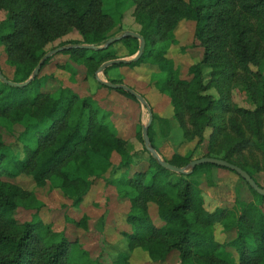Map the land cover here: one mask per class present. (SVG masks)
<instances>
[{
    "label": "trees",
    "instance_id": "16d2710c",
    "mask_svg": "<svg viewBox=\"0 0 264 264\" xmlns=\"http://www.w3.org/2000/svg\"><path fill=\"white\" fill-rule=\"evenodd\" d=\"M129 1L140 27L137 33L145 41L143 53L138 60L113 65L103 73L156 65L158 73L150 79V86L170 98L172 118L182 138L195 141L193 150L163 160L187 168L193 151L206 142L201 157L238 166L264 189L255 169L246 167L243 160L245 152L264 159V0ZM102 4L103 0H0V12L4 13L0 47L5 65L12 69L11 77L0 71L11 82L28 80L48 45L72 31L80 36V40L60 42L53 48L64 49L45 60L27 86L12 87L0 80V128L6 124L23 127L19 152L5 146L0 138V264H71L68 257L77 246L38 217L39 204L30 207L36 210L33 220L17 221L20 202L33 193L5 179L26 176L37 188L51 181L77 208L94 182L105 179L112 169L123 175L120 194L129 201L125 222L130 231L122 233L126 250L111 264H130L136 248L146 252L150 264H163L172 254H176L177 264H264V197L234 172L210 164L196 166L187 174L165 170L146 151L139 128L136 136L148 158L128 176L133 153L127 141L118 136L110 113L100 111L91 97H80L69 88L44 90L49 78L40 77V73L56 55H67L95 79L101 64L118 58L115 45H121L127 57L137 52L139 42L132 37L99 50L78 47H99L115 37L110 33L118 25ZM181 21L192 23L193 41L202 50L200 61L188 67L187 79L180 77L168 57L169 48L177 45L174 31ZM59 67L65 71L70 68L66 72L71 78L77 74L69 62ZM110 82L122 84L119 80ZM235 90L245 96L251 109L234 104ZM115 91L137 102L127 92ZM152 120L167 137L168 121L154 115ZM151 127L148 137L153 147ZM113 154L119 157L117 166L111 162ZM202 169L235 174L253 200L240 204L236 199L232 206L208 211L199 183L191 180ZM152 204L159 224L150 216ZM70 222L85 228L87 220L82 217ZM216 227L223 236L221 241L216 239ZM83 264L101 263L88 259Z\"/></svg>",
    "mask_w": 264,
    "mask_h": 264
},
{
    "label": "rangeland",
    "instance_id": "374dc122",
    "mask_svg": "<svg viewBox=\"0 0 264 264\" xmlns=\"http://www.w3.org/2000/svg\"><path fill=\"white\" fill-rule=\"evenodd\" d=\"M103 0L102 8L105 13L110 14L116 22V26L110 35L118 36L124 32L139 31V26L133 18V7L129 0ZM123 16V17H122ZM120 17L122 19L120 20ZM4 18V13L0 12V21ZM193 25L189 22L181 21L177 25L174 36L177 41L176 46H171L168 51V57L171 58L175 66L179 70V75L182 79H187V69L190 65L200 61L202 50L193 41ZM80 40L77 32L72 31L63 39L56 41L46 47V52L53 50L60 42H69ZM181 47H184L182 50ZM114 49L117 51V59H129L126 56V50L121 45H115ZM69 62L77 71L75 78H71L66 71L60 69L58 66ZM0 68L6 77H11L12 69L4 63V55L0 47ZM119 72V73H115ZM158 70L156 65L150 63L143 64L133 69L114 68L99 75L101 80H119L124 85L134 88L137 93L146 100L152 115L158 117V114L166 116L170 114V98L167 95H162L159 99L150 84L144 83L145 79H151L152 76L157 75ZM112 74V75H110ZM40 77H48L47 85L44 87L45 91L55 92L60 88H69L76 91L80 97H91L94 104L102 112H109L114 119L120 120L122 135H135V141L141 147L142 144L137 136L139 128L145 125L148 121V113L138 101L135 102L127 97L123 99L115 98L116 93L106 91L100 87L97 88L95 79L87 75L86 68L74 62H70L67 55H56L52 60L42 69ZM104 81V80H103ZM157 92V91H156ZM76 93V94H77ZM118 93V92H117ZM120 94V93H118ZM160 94V93H159ZM232 100L238 107L251 109L252 107L247 103L245 96L233 91ZM110 114V117H111ZM111 119V118H110ZM175 122V121H174ZM125 123V125H124ZM150 137L153 142L154 149L164 153L167 143L161 136L159 124L156 120L151 121ZM114 125V124H113ZM119 126V123H116ZM165 126H163L164 129ZM179 128V127H178ZM155 129V131H154ZM23 127L21 125H7L6 128H0V138L5 146H10L15 152L20 151L19 138ZM180 137L175 136L173 141L174 153L184 155L188 151L193 150L195 141L187 142L182 138L181 130L179 129ZM118 134V133H117ZM157 134V135H156ZM209 131H206L207 137ZM120 137V136H119ZM125 141V140H124ZM168 141V140H167ZM131 147L133 153V164L128 170V176L144 166L147 160V154L142 150L134 151L132 143L127 142ZM206 142L199 148L193 151L192 160L201 158L205 153ZM169 153V151H167ZM168 156V155H167ZM246 167L255 169V177L257 181L264 185V159L258 154L244 153L243 158ZM113 169L105 176V179H99L91 186L88 194L85 196L83 202L79 207H72V202L55 189L51 181H47L46 186L37 188L31 179L26 176H19L13 180L6 181L16 184L22 189L32 192L29 198L20 202L19 208L15 212V218L19 222H30L36 210L30 208L36 205H41L38 210V217L47 224L52 226L55 232H62L64 236L70 241H76L77 246H74L69 254L68 262L71 264H83L88 259L97 260L101 264H111L120 252L126 250V241L123 232H129L130 227L125 222V217L129 212V201L120 194V184L123 175L112 172ZM110 180L115 181L114 184L109 183ZM191 180H196L199 183V189L204 199V206L208 211H213L218 207L232 206L236 199L240 204L253 200L251 192L238 179V177L223 169H202L198 175ZM239 204V203H238ZM150 216L153 217L154 223L159 224L155 214L154 205H150ZM154 212V213H153ZM82 217L87 220L86 227L74 225L72 221H79ZM69 220V221H68ZM215 236L218 241L222 240V235L219 233L218 227L215 228ZM84 252L85 254H83ZM130 264H150L146 252L142 249L136 248L133 250L130 258ZM163 264H177L176 254H172Z\"/></svg>",
    "mask_w": 264,
    "mask_h": 264
},
{
    "label": "water",
    "instance_id": "95a60500",
    "mask_svg": "<svg viewBox=\"0 0 264 264\" xmlns=\"http://www.w3.org/2000/svg\"><path fill=\"white\" fill-rule=\"evenodd\" d=\"M125 37H132L134 39H136L139 42V46H138V50L137 52L131 56L129 59H113V60H109L104 62L103 64H101L99 66V68L97 69L96 73H95V80L102 84L103 86L107 87L108 89L111 90H123L125 92H127L128 94H130L131 96H133L143 107H145V109L147 110L148 113V121L145 125L142 126L141 129V136H142V140H143V144L144 147L146 149V151L150 154V156L156 160L159 165L164 168L165 170H168L170 172L176 173V174H187L189 173L191 170H193L196 166L199 165H205V164H210V165H214L217 166L219 168H224L227 169L231 172H234L237 176H239L255 193H257L259 196L264 197V189L262 187H259L256 182L247 174V172H245L244 170H242L241 168H239L238 166H235L229 162H226L224 160L221 159H216V158H209V157H201L199 159H195L192 160L191 162H189L187 168H179L176 166H173L169 163H167L166 161H164L156 152V150L151 146L150 144V140L148 137V127L152 121V111L149 108L146 100L140 95L138 94L136 91H134L133 89H131L130 87L124 85V84H114L108 81H103L101 80V78L99 77L100 74H102L106 68L111 67L113 65H119V64H129L130 62L136 61L138 60L142 53H143V49L145 46V41L144 39L138 34V33H134V32H124V34H122L121 36H115L112 38H109L104 45L99 46V47H95L92 45H87V46H78L79 48H84V49H91V50H99V49H104L107 48L109 45L119 41L122 38ZM64 48H56L54 50L49 51L48 53H46L41 62L35 67V69L33 70L31 76L29 77L28 80H26L25 82L22 83H14L11 82L10 80L6 79L1 71H0V80L12 87H25L27 86L39 73L41 64L47 60L48 58H50L51 56L61 52Z\"/></svg>",
    "mask_w": 264,
    "mask_h": 264
},
{
    "label": "crops",
    "instance_id": "0c3cea01",
    "mask_svg": "<svg viewBox=\"0 0 264 264\" xmlns=\"http://www.w3.org/2000/svg\"><path fill=\"white\" fill-rule=\"evenodd\" d=\"M143 65V64H142ZM141 66V65H140ZM59 67V66H58ZM60 68V67H59ZM135 68H137V67H135ZM61 69V68H60ZM123 69H129V68H126V67H123ZM115 73H119V72H115ZM69 74V73H68ZM70 75V74H69ZM110 75H112V74H110ZM76 76H74L73 78H75ZM104 81H106L105 79H103ZM144 83H147V85L148 84H150V79L148 78V79H145L144 78ZM128 86V85H127ZM97 88H98V86H97ZM131 89H132V87H130ZM102 89H104V88H102ZM152 91H153V93H155V95L159 98V99H162L163 98V96L161 95V94H159L158 92H156V89H154L153 87H152ZM104 90H106V91H112V92H114V93H116V96H115V98H117L118 97V99H123L122 97H124V96H122L121 94H118L115 90H108V89H104ZM133 90L134 91H136L134 88H133ZM75 93H77L76 91H74ZM136 92H138V91H136ZM78 94V93H77ZM139 94H141V93H139ZM80 95V94H79ZM81 96V95H80ZM171 107V106H170ZM111 114V113H110ZM114 114H116V113H114ZM113 114V115H114ZM113 115L111 114V121H112V123L114 124V127H115V129H116V131H117V133H118V136H120L123 140H125V141H127L128 142V140H129V143L131 142L132 143V145H133V147H134V151H136V150H142L141 149V147H137L136 145H138L137 143H136V141H135V135H129L128 133H127V135H122L121 136V126L123 125V123L120 121V120H118V119H114V117H113ZM158 117L159 118H161V119H165V120H167L168 121V126H169V133H168V135H167V137H163L162 136V134H161V136H162V138H163V140H164V143L166 142L167 143V145H166V148H165V152L167 153V155H165L164 153H161V152H159V151H157V149H155L156 150V152L158 153V155L162 158V159H164V160H170L171 159V157H172V155L173 154H175L174 153V146H173V141H169V140H174V138H175V136L177 137V136H179L180 137V132H179V128H178V125L176 124V122H174V120H173V118H172V109H170V114L168 115H166V116H163V115H161V114H158ZM116 123H119V126L117 127L116 126ZM124 125H125V123H124ZM154 131H155V129H154ZM157 135V134H156ZM168 140V141H167ZM153 143V142H152ZM167 151H169V153L167 152ZM111 162H112V164L114 165V166H117V164L119 163V157L116 155V154H113L112 155V158H111ZM113 182V180H110V182Z\"/></svg>",
    "mask_w": 264,
    "mask_h": 264
}]
</instances>
